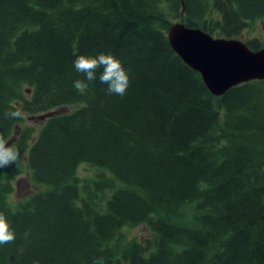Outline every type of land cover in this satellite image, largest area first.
<instances>
[{"label": "trees", "instance_id": "1", "mask_svg": "<svg viewBox=\"0 0 264 264\" xmlns=\"http://www.w3.org/2000/svg\"><path fill=\"white\" fill-rule=\"evenodd\" d=\"M262 16L264 0H0V134L21 153L0 168V264H264V79L215 96L167 39L173 18L228 38ZM99 52L128 72L123 97L73 87L75 57ZM14 105L56 113L36 128ZM80 163L103 172L83 182ZM24 169L39 189L13 207ZM140 223L150 237L125 241Z\"/></svg>", "mask_w": 264, "mask_h": 264}, {"label": "water", "instance_id": "2", "mask_svg": "<svg viewBox=\"0 0 264 264\" xmlns=\"http://www.w3.org/2000/svg\"><path fill=\"white\" fill-rule=\"evenodd\" d=\"M167 39L215 96L224 94L232 86L264 79V48L252 50L240 39L213 37L183 22L170 25Z\"/></svg>", "mask_w": 264, "mask_h": 264}, {"label": "clouds", "instance_id": "3", "mask_svg": "<svg viewBox=\"0 0 264 264\" xmlns=\"http://www.w3.org/2000/svg\"><path fill=\"white\" fill-rule=\"evenodd\" d=\"M73 66L77 73L83 75L82 79L73 81V87L78 93H84L89 84L98 78L102 84L107 85L106 91L108 94L120 97L126 95L130 86V78L121 61L113 54L104 52L95 55L80 54L75 57ZM97 70H101L99 77H97ZM3 115L10 119H26L23 110L15 105L12 106L11 110H6ZM20 156L19 147L9 144L8 140L0 134V168L13 163L16 164ZM15 239L16 234L8 218L3 212H0V245L12 243ZM92 264H105V261L102 257H98L93 259Z\"/></svg>", "mask_w": 264, "mask_h": 264}, {"label": "rangeland", "instance_id": "4", "mask_svg": "<svg viewBox=\"0 0 264 264\" xmlns=\"http://www.w3.org/2000/svg\"><path fill=\"white\" fill-rule=\"evenodd\" d=\"M216 13H212L210 17L216 16ZM173 22H183L179 19L173 18ZM213 37H220L218 36V33L214 31L211 34ZM244 42L252 39H256L258 41L260 48H264V16L262 17H256L254 19L246 21V25L242 29L241 33L236 37ZM73 107H65L63 109L58 110V112H68ZM56 112H51L49 114H45L39 118H32L26 116V119H24L23 125L29 124L33 125L34 127H38L39 124L42 122L44 117H47L48 115H52ZM43 117V118H42ZM100 172H103L102 170L91 166L87 163H80L77 169V175L83 182H91L92 180L97 178V175L100 174ZM104 174L106 176H109V174L104 171ZM13 184V191L11 194L8 195V202L11 206L15 207L17 203L24 198H26L27 195L34 192L35 190L39 189L38 186H36L32 181L30 177V173L27 169H24L21 174L16 176L12 180ZM105 196L109 197L111 195V191L105 190ZM196 203H190L185 205L184 211L186 212V216L191 218L192 214L196 211L195 208ZM122 231L125 235V241H131V240H142L145 237H150L151 232L147 229L146 224L140 223L136 225H126L122 228Z\"/></svg>", "mask_w": 264, "mask_h": 264}]
</instances>
